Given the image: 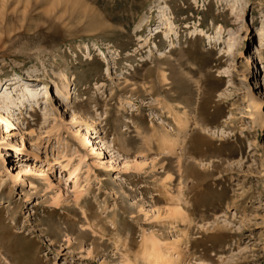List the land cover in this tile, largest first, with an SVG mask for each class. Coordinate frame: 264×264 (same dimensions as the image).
Instances as JSON below:
<instances>
[{"label":"rangeland","instance_id":"1","mask_svg":"<svg viewBox=\"0 0 264 264\" xmlns=\"http://www.w3.org/2000/svg\"><path fill=\"white\" fill-rule=\"evenodd\" d=\"M261 33L264 0H0L2 89L48 90L7 110L0 264H264Z\"/></svg>","mask_w":264,"mask_h":264},{"label":"bare ground","instance_id":"2","mask_svg":"<svg viewBox=\"0 0 264 264\" xmlns=\"http://www.w3.org/2000/svg\"><path fill=\"white\" fill-rule=\"evenodd\" d=\"M195 1V0H193ZM165 17V16H164ZM172 23L171 20L166 18L165 22L161 25V29L156 28L154 29V35L152 38H155V36H157L158 34H160L161 32H163V36L164 38L167 40L169 39V36L171 37V35H175V32H173V27H172ZM221 29L218 28L217 29V33L216 35H218L220 33ZM209 39V38H208ZM256 51L260 52V53H264V33H261L259 38H258V42H257V46H256ZM263 60V62H261L259 65L261 66V69L264 70V59H260ZM27 80H30L29 78ZM8 86H14L15 84L13 83V81H9L7 82ZM6 84V83H5ZM4 85V84H3ZM0 85V93L3 91L4 94V98L1 100L0 102V138L3 139H9L10 137H12L14 134L13 132V128L15 130H17V126H18V118H14V114L13 112H7L8 109L10 108H15L18 109L19 111V115L22 116L21 114V108L24 107V104L27 103L29 107H31V109L35 108V106H38V99L40 97H42V95L44 96V99H46L48 96V90L46 88V86L44 85H38L35 87H24L21 90V95H20V100L18 101L17 104H15L14 102H12L11 98H10V94H12L13 91H15V88H13V90H11L10 87L5 86L2 89V86ZM55 92L59 93V89L56 86L55 87ZM93 124V123H91ZM262 130H264V122L261 125ZM1 129H4L3 131H1ZM94 136H87L86 134L84 135V137L80 140V142L84 145L85 143H91L94 147H96L97 145H95L96 143L99 144L98 147V151H103L105 150L102 149L101 147H104V143L102 142L101 139L98 138V136H96L97 132L95 130H92ZM90 137V138H89ZM99 141H96V140ZM166 141V140H165ZM168 143H171L170 140H167ZM19 167L16 166L15 168V175L13 177H19L21 174H27L28 172H34V169H32L31 166H29L26 163H20L18 164ZM123 167L126 168V165L123 163ZM73 179L74 180V184L75 187L76 185V176H75V172H70L67 176V180L69 179ZM74 188V187H73ZM152 238H148L147 240H145V242L143 244H145L144 251L149 253L150 257L152 258L149 263L152 264H178L179 262V258L178 256H180L179 254V243L178 242H174L170 245L164 246L163 244V248L161 247V243L158 240H155ZM144 252V253H145ZM146 254V253H145ZM147 256V255H146ZM149 258V256H147ZM149 261V260H148ZM146 263V262H145Z\"/></svg>","mask_w":264,"mask_h":264}]
</instances>
